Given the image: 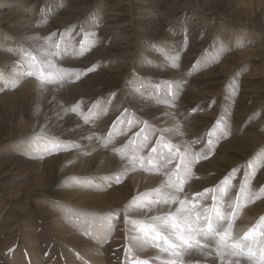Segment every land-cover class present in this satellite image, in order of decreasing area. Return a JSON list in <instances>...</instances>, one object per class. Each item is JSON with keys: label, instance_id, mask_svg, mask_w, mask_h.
Segmentation results:
<instances>
[{"label": "rangeland", "instance_id": "obj_1", "mask_svg": "<svg viewBox=\"0 0 264 264\" xmlns=\"http://www.w3.org/2000/svg\"><path fill=\"white\" fill-rule=\"evenodd\" d=\"M0 264H264V0H0Z\"/></svg>", "mask_w": 264, "mask_h": 264}]
</instances>
